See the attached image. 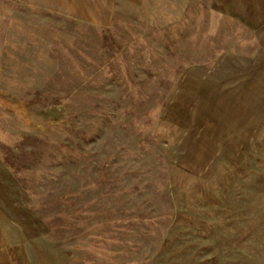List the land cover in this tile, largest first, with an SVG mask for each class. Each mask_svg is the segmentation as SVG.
Wrapping results in <instances>:
<instances>
[{"label": "rangeland", "instance_id": "obj_1", "mask_svg": "<svg viewBox=\"0 0 264 264\" xmlns=\"http://www.w3.org/2000/svg\"><path fill=\"white\" fill-rule=\"evenodd\" d=\"M2 1L12 263L264 264V0Z\"/></svg>", "mask_w": 264, "mask_h": 264}, {"label": "crops", "instance_id": "obj_2", "mask_svg": "<svg viewBox=\"0 0 264 264\" xmlns=\"http://www.w3.org/2000/svg\"><path fill=\"white\" fill-rule=\"evenodd\" d=\"M23 3H25L26 1L30 3V5L34 6H39L41 8L47 9V10H56L58 8H65V5L63 7V5H58V3L56 1H62V0H20ZM67 1V0H66ZM68 4H69V9H72V0H68ZM101 8V15H104V11H105V3H103L102 6H99ZM102 9L104 11H102ZM9 7L6 3H3L2 0H0V59L2 57V53H3V48H4V44H5V34L9 25ZM0 264H13L9 253H8V242L6 239V235L3 231L2 228V223L0 221Z\"/></svg>", "mask_w": 264, "mask_h": 264}]
</instances>
